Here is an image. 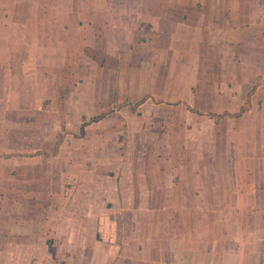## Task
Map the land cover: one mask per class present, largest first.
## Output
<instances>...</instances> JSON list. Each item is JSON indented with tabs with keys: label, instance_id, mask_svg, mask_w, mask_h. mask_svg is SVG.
<instances>
[{
	"label": "rangeland",
	"instance_id": "obj_1",
	"mask_svg": "<svg viewBox=\"0 0 264 264\" xmlns=\"http://www.w3.org/2000/svg\"><path fill=\"white\" fill-rule=\"evenodd\" d=\"M122 4L109 15H37L31 29L26 14L0 13V215L58 184L86 187L83 204L95 211L106 195L117 202L116 190L98 191L95 172L156 164L173 171L159 182L183 172L198 186L178 196L189 210L167 207L186 216L192 246L206 242L208 252L218 240L264 235V0ZM139 192L123 190L121 205Z\"/></svg>",
	"mask_w": 264,
	"mask_h": 264
},
{
	"label": "crops",
	"instance_id": "obj_2",
	"mask_svg": "<svg viewBox=\"0 0 264 264\" xmlns=\"http://www.w3.org/2000/svg\"><path fill=\"white\" fill-rule=\"evenodd\" d=\"M123 2L124 0H0V13L3 15L6 11L7 14H26L29 18V24L26 25L31 29L35 28L31 27V23H40L42 19L37 15H48L51 19L55 17L53 20L56 21L65 14L72 17L74 14L92 17L94 14L109 15L114 12L112 5H123ZM152 9L151 7V12L144 15H153ZM101 23L105 22L101 20ZM90 24H94L93 19ZM137 102L133 106L138 104ZM188 110L191 111L190 108ZM208 116L215 118L211 114ZM102 118L103 116H99L91 123ZM212 150L215 154L220 152L219 147L217 149L212 146ZM134 157H137V154ZM120 167L119 164L112 168L115 176L105 173V177V169H102V174L95 172L99 175L97 178L102 180L98 181L102 187L96 188L98 191L116 190V204L107 203L109 197L106 195L95 206L94 211L93 207L90 209L83 204L89 199L86 187L83 194L73 191L67 193L68 188L58 184L53 189L54 194L40 193L37 199L18 204L21 209L14 205V211L9 210L10 213L1 214L0 222L6 220L7 225L4 231L0 228V264H264L262 233L258 236L250 233L244 240L239 238L235 243L234 240H218L217 249L208 252L205 249L206 242L197 247L192 246L191 237L184 232L188 225L186 216L170 215L167 209L173 205L179 208L178 211L189 210L186 206L190 203L186 202V196H178L184 190L190 187V190H195L198 186L191 182L190 186H186L183 172L173 181V175L169 176L173 171H166L156 164L154 169L145 171L132 167L128 172L123 165ZM186 169L189 170V167ZM166 172L169 173L166 181L159 182L158 175ZM128 173L131 175L129 179L126 178ZM191 173L196 175L194 171ZM142 174L149 177L146 185L145 182L141 183ZM126 189L144 193L142 197L140 192L138 197L134 194L131 203L125 204L124 207L120 199L123 198L122 191ZM150 190L168 191L169 196L154 202L153 197L149 195ZM175 193H178L176 197ZM151 216L155 217L154 220L150 219ZM215 218L218 222H223V218ZM10 222L18 228H7ZM219 225L217 221L214 222V233L220 229ZM232 227L234 229V225L230 226ZM31 228L32 231L29 230ZM197 230L199 232V224ZM47 232L56 241L45 244L44 239L41 245L38 244L41 234L44 238ZM229 250L230 253L227 254ZM223 255L228 259L222 260Z\"/></svg>",
	"mask_w": 264,
	"mask_h": 264
},
{
	"label": "trees",
	"instance_id": "obj_3",
	"mask_svg": "<svg viewBox=\"0 0 264 264\" xmlns=\"http://www.w3.org/2000/svg\"><path fill=\"white\" fill-rule=\"evenodd\" d=\"M145 97H146V96H145ZM145 97H144V98H145ZM141 100H142V99H141ZM141 100H139L137 103H140ZM97 118H98V117H97ZM97 118H94V117H93L92 120H96ZM81 130H82V128H81ZM81 132H82V131H81Z\"/></svg>",
	"mask_w": 264,
	"mask_h": 264
}]
</instances>
